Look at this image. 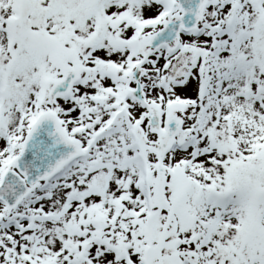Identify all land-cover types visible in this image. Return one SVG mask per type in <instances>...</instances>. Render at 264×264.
Listing matches in <instances>:
<instances>
[{"label": "snow or ice", "instance_id": "obj_1", "mask_svg": "<svg viewBox=\"0 0 264 264\" xmlns=\"http://www.w3.org/2000/svg\"><path fill=\"white\" fill-rule=\"evenodd\" d=\"M0 264H264V0H0Z\"/></svg>", "mask_w": 264, "mask_h": 264}]
</instances>
